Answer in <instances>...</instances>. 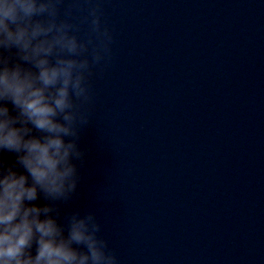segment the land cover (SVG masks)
<instances>
[{"label":"water","instance_id":"obj_1","mask_svg":"<svg viewBox=\"0 0 264 264\" xmlns=\"http://www.w3.org/2000/svg\"><path fill=\"white\" fill-rule=\"evenodd\" d=\"M103 9L112 58L91 78L80 181L58 221L95 212L121 264L263 254L264 0Z\"/></svg>","mask_w":264,"mask_h":264},{"label":"clouds","instance_id":"obj_2","mask_svg":"<svg viewBox=\"0 0 264 264\" xmlns=\"http://www.w3.org/2000/svg\"><path fill=\"white\" fill-rule=\"evenodd\" d=\"M103 16V0H0V264H121L95 212L58 221L80 181L91 78L112 58Z\"/></svg>","mask_w":264,"mask_h":264}]
</instances>
